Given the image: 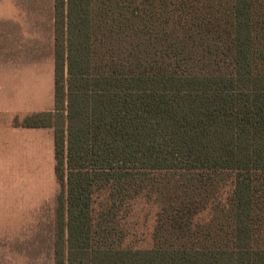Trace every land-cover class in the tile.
<instances>
[{
	"label": "trees",
	"instance_id": "1",
	"mask_svg": "<svg viewBox=\"0 0 264 264\" xmlns=\"http://www.w3.org/2000/svg\"><path fill=\"white\" fill-rule=\"evenodd\" d=\"M53 21V110L16 126L53 131V264H264V0H53ZM153 192L150 249L95 241Z\"/></svg>",
	"mask_w": 264,
	"mask_h": 264
},
{
	"label": "rangeland",
	"instance_id": "2",
	"mask_svg": "<svg viewBox=\"0 0 264 264\" xmlns=\"http://www.w3.org/2000/svg\"><path fill=\"white\" fill-rule=\"evenodd\" d=\"M12 2L21 17L32 15L40 24L37 29L36 22L34 32L0 34V264H53L60 192L54 176L53 131L16 127L23 112L37 105V96L42 110L53 105V0H0V6ZM230 192L226 177L194 224L205 226L214 207L226 208ZM153 193L126 200L109 223H95V241L150 249L160 210ZM93 201L96 218L104 211V191Z\"/></svg>",
	"mask_w": 264,
	"mask_h": 264
},
{
	"label": "crops",
	"instance_id": "3",
	"mask_svg": "<svg viewBox=\"0 0 264 264\" xmlns=\"http://www.w3.org/2000/svg\"><path fill=\"white\" fill-rule=\"evenodd\" d=\"M53 9V8H52ZM29 10V9H28ZM30 11V10H29ZM20 9L17 7L15 2H12L10 6L8 3L6 5L0 6V34H9V33H30L35 31V24L37 22V29L39 27L40 21H35V18L32 15L26 14L25 17H21ZM29 13V12H27ZM54 26V21H53ZM39 33V31H38ZM36 106L33 104L28 110L24 111L22 116L23 118L43 113L51 112L53 110V105L51 104L46 109L42 110L39 104V97L37 96ZM23 129V128H21ZM27 131H35L39 129H23ZM54 159V154H53Z\"/></svg>",
	"mask_w": 264,
	"mask_h": 264
}]
</instances>
